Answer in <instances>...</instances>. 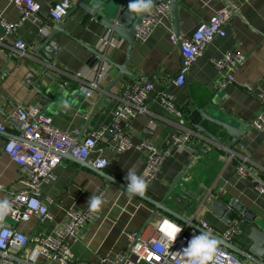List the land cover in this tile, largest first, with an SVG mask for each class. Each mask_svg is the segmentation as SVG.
Instances as JSON below:
<instances>
[{
    "label": "crops",
    "instance_id": "obj_1",
    "mask_svg": "<svg viewBox=\"0 0 264 264\" xmlns=\"http://www.w3.org/2000/svg\"><path fill=\"white\" fill-rule=\"evenodd\" d=\"M69 1H72V11L75 1ZM38 2L42 4L38 14L41 23L25 22L10 37L14 41L18 38L27 43L26 55L20 57L11 45L1 49L0 53V123L7 128L5 133L0 134V199L10 200L23 189L20 179L24 172L3 152V144L8 138L21 137L20 129L11 120L18 104L41 103L44 113L53 118L54 127L74 134L81 141L90 132L111 122L122 86L149 81L155 85V90L146 102L149 114L137 116L130 124L132 143L136 146L145 141L165 148L173 133L183 131L179 126L180 118L166 113L156 100L158 91L166 90L175 96V103L184 116V128L191 133L188 146L192 145L199 150V154L195 157L188 148L181 152L174 150L145 194L171 210L176 209L180 215L194 222L197 228L190 226L192 235L200 234L202 220L213 226L215 234L220 236L229 227L212 209L217 199L226 204L236 200L251 212L257 224L264 227V195L255 188L258 178L264 186V137L252 127L244 139V149L238 145L233 147L231 154L235 158L231 159L225 148L218 147L204 133L200 134L195 126L199 124L198 114L191 121L187 119L190 112L195 111V106L190 103L191 98L199 108H204L208 100H212L221 112L245 123H252L263 109L264 103L244 89L243 85H254L264 94V0L240 2L239 14L226 25L227 36L216 37L208 44L204 57L190 67L183 87L172 83L182 70V54L180 46L170 40V35L174 32L171 18L170 22L156 28L149 41L135 42L128 67L139 78L123 76L106 93L105 88L119 72L111 66L108 80L102 82L99 90L90 98L79 90L82 82L77 75L81 71L90 74L93 54L88 48L99 50V39L105 35L107 29L101 22L78 9L71 13L62 29L57 31L60 23H55L49 16L53 1ZM224 5L226 0H181V34H192L198 24L210 21L215 11ZM1 19L10 23L19 21L14 0H0V22ZM42 26L45 32L41 35L39 29ZM4 34L0 23V37ZM116 37L122 39L117 35ZM48 40L50 41L46 44ZM38 49L45 50L52 57V62H43L41 56L35 53ZM127 50L128 42L125 40L121 47L108 50L106 55L115 64H123ZM234 51L240 52L244 61L234 74V83L221 90L215 84L216 81L224 80L223 75L212 65L210 59L221 58ZM33 61L40 62V65H34ZM46 69V82L37 84L38 78ZM36 88L48 94L50 101ZM206 111L211 112V108ZM202 125L219 135L220 129L211 123L203 122ZM222 136V144L226 145L228 139ZM101 144L104 147L103 155L110 162L109 167L103 170L105 175L98 173L91 163L81 165L68 153L62 155V165L56 171V179L46 184L41 191L42 200L49 203L53 220L45 223H40L35 218L28 223L7 220V224L15 227L27 238L32 237L39 232L56 229L65 220L69 210H87L91 195L102 194L105 200L100 208L99 218L89 224L84 239L72 247L76 259L73 264H111L104 259H114L127 248L128 233H138L148 223L157 224L162 218L188 225L139 196L129 198L124 187L109 180L127 184L125 177L131 167L138 174L143 173L147 163L145 151L134 148L117 155L110 144ZM203 149L208 150V153L202 152ZM241 163L249 171L246 179L238 177L236 172L237 165ZM183 171L185 173L174 192L166 199V193ZM251 173L256 177H252ZM220 189L224 193H220ZM238 220H243V234L232 242L248 251L251 226L241 215ZM11 254L22 259L19 264H56L37 256L33 244H29L25 251L13 250Z\"/></svg>",
    "mask_w": 264,
    "mask_h": 264
},
{
    "label": "built area",
    "instance_id": "obj_2",
    "mask_svg": "<svg viewBox=\"0 0 264 264\" xmlns=\"http://www.w3.org/2000/svg\"><path fill=\"white\" fill-rule=\"evenodd\" d=\"M52 1L53 5L49 16L55 23H60L66 18L71 8V2L69 0ZM158 1L159 3L136 29V41L139 43L149 41L156 28L164 26L172 18L170 1ZM241 1L243 0H226V5L215 11V15L210 21L198 24L192 34L171 33V42L180 45L182 54V70L172 81L175 86L183 87L185 85L190 67L198 59L204 57L209 43L216 37L225 38L227 36L226 25L239 14ZM14 4L19 13V21L10 23L1 19L0 23L5 34L0 37V53L1 49L9 48L11 45L20 57H24L27 43L18 38L14 41L10 37L15 35L18 27L25 22L41 23L38 14L41 12L42 4L38 0H14ZM44 32L45 29L42 26L39 33L42 35ZM116 35L107 30L105 35L99 39V51L106 55L108 50L121 47L125 40L117 38ZM243 61L244 57L238 51L226 53L221 58H211L210 62L224 78L223 81H216L215 86L223 90L228 84L234 83V74ZM110 69L111 65L102 59L89 69L90 74L79 72L77 76L82 82L79 90L87 89L90 95L83 93L87 98H90L99 90L100 84L108 80ZM154 87V82L149 81L122 86L111 122L90 132L81 141H78L74 134L54 127L53 118L44 113L41 103L18 104L15 107L11 120L20 129L21 140L8 138L3 144V152L24 172L20 179L23 189L9 200L11 208L3 218H0V264L21 263L22 259L12 256L11 252L13 250L25 251L29 244L34 245L37 256L50 263H75L72 247L84 239L89 224L99 218L100 209L94 213L89 212L88 209L69 210L65 215V220L56 229L32 235L31 240L15 227L7 224L8 219L15 223H28L32 218L39 220L40 223L53 220L49 211V203L42 200L41 191L46 184H50L56 179V171L62 165L63 154L71 152L76 160H86L97 170H104L109 167L110 162L103 155L102 142L110 144L117 155L134 148L143 150L147 154V163L143 174L149 188L161 173L163 165L173 151L181 152L187 148L190 144L191 133L184 128V116L175 103V96L166 90L158 91L156 100L166 113L180 118L181 125L179 126L183 131L173 133L165 148L145 141L136 146L132 143L130 124L137 116L149 114L146 102L155 90ZM243 88H246L264 103V94L254 85L245 83ZM252 122L253 128L264 137V107ZM6 129L5 125L0 123V134L5 133ZM230 158H235L234 154H231ZM236 172L242 179L249 176L248 168L243 163L237 165ZM255 184L256 190L264 195V186L257 181ZM220 193H224L223 189H220ZM100 196L105 200L102 194ZM164 219L162 218L157 224L148 223L138 233H128L127 248L114 259L108 258L104 261L111 264H184V258L175 253L181 252L188 246V242L194 235L190 233L191 227L190 225H180L166 218L174 225L183 228L175 243L172 244L171 240L174 237L165 239L167 232L162 223ZM242 222L243 220H235L222 232V237L229 243L240 237L243 234ZM201 228L215 233V228L205 220L201 221ZM217 249L218 254H222L220 256L221 264H249L223 246L217 245ZM35 262L36 260L33 261V263Z\"/></svg>",
    "mask_w": 264,
    "mask_h": 264
},
{
    "label": "water",
    "instance_id": "obj_3",
    "mask_svg": "<svg viewBox=\"0 0 264 264\" xmlns=\"http://www.w3.org/2000/svg\"><path fill=\"white\" fill-rule=\"evenodd\" d=\"M75 1V5L72 11L69 10L65 19H63L60 24L57 25L59 27L57 31L62 29L63 23L69 18L72 12L78 11V9L83 10L88 16H91L94 20H98L101 24L107 29L113 32V34H117L118 36L122 37L128 42V50L125 62L123 64H115L113 60L105 55L104 53L100 52L98 49L88 48L89 52L93 54L91 65L97 64L99 60L104 59L108 62L111 66H114L119 70L116 76L113 78L111 83L105 88L106 93H109L117 82H119L123 76H129L130 78L137 79L139 78L137 74L133 73L129 70V61L132 54V49L136 42V29L140 25L143 19H145L151 10L159 3L158 0H153V4L151 7L150 12L144 13H135L130 12L128 9L129 0H73ZM170 1V14L172 15V20L174 24V32L177 35H180V14H179V5L181 0H164V2ZM72 2V1H70ZM50 40L46 41V44L49 43ZM180 46V45H179ZM35 53L41 56V60L46 63L52 62V57L45 52L43 49H38ZM34 65H40V62L33 61ZM47 76V69L43 71L41 76L38 78L37 84L46 82ZM37 89V88H36ZM37 91L42 95L45 96L50 101L48 94L43 91L37 89ZM52 102H50L51 104ZM190 103H192L195 107V111L193 110L187 116V119L191 121L194 116L197 114L200 117L199 124L195 125L196 128L199 130L200 134L204 133L206 137L215 142L218 147L225 148L227 154L231 155V151L233 147L239 146L240 148L244 149V139L250 133L253 122L252 123H245L240 119H236L233 117L228 116L224 112L220 111V108L217 107L214 101L208 100L206 106L204 108H199L198 105L194 102V99H190ZM211 108V112L207 113V109ZM203 122L211 123L216 128L220 129V133L215 134L214 132L205 128L202 124ZM224 135L228 139V143L226 145L222 144L221 136ZM223 137V136H222ZM14 139L21 140V137L13 136ZM190 151L193 152L194 156L196 157L199 154V150H196L191 146H187ZM202 152L208 153V150L203 149ZM70 156H72L71 152H68ZM75 159V158H74ZM75 161L79 164L87 165L86 160ZM98 173H102L105 175L102 169L97 170ZM186 171V170H185ZM185 171L180 173L176 180H174L172 186L166 193V199H169L171 194L174 192L176 186L180 182V178L184 175ZM252 177H256L253 173H251ZM258 178V177H257ZM116 184H120L122 187L126 189L127 184L122 183L121 181H117L114 179H109ZM257 181L262 183V181L258 178ZM140 198L150 202L155 207L157 206L159 209L163 210L167 214L173 217H177L178 219L182 220L184 223L190 225L191 227H196L197 225L194 222H190L185 217L180 215L176 209L171 210L163 205L162 202L154 201L153 199L149 198L146 194ZM212 209L219 215L224 222L230 226L238 217L241 215L247 223L249 222L251 226V233L248 237V244L249 248L248 251L242 250L238 246H236L233 242H227L222 236L212 233V235L217 239L218 246H223L230 251H233L237 255L242 256L243 258L250 261L252 264H264V227L260 224L255 222V217L251 214L249 210L244 208L243 205L237 203L236 200H231L229 204L224 203L222 200L217 199L214 201L212 205ZM201 230H204L200 228ZM205 231V230H204ZM28 239L31 240L32 237L28 236Z\"/></svg>",
    "mask_w": 264,
    "mask_h": 264
},
{
    "label": "clouds",
    "instance_id": "obj_4",
    "mask_svg": "<svg viewBox=\"0 0 264 264\" xmlns=\"http://www.w3.org/2000/svg\"><path fill=\"white\" fill-rule=\"evenodd\" d=\"M153 0H129L128 9L130 12L144 13L150 12ZM86 95H90L87 89H82ZM127 187L126 191L129 198L135 196L143 197L148 188V182L143 173L138 174L133 167L129 168L125 177ZM35 203V202H33ZM103 204V197L91 195L87 209L94 213L98 211ZM11 203L7 198L0 199V218H3L10 210ZM167 232L166 240L173 238L171 243L174 244L183 228L174 225L173 222L166 218L162 221ZM218 241L212 235L211 231L201 230L200 234H194L188 242V246L183 248L181 252H176L184 258V264H221L220 256L217 249Z\"/></svg>",
    "mask_w": 264,
    "mask_h": 264
},
{
    "label": "rangeland",
    "instance_id": "obj_5",
    "mask_svg": "<svg viewBox=\"0 0 264 264\" xmlns=\"http://www.w3.org/2000/svg\"><path fill=\"white\" fill-rule=\"evenodd\" d=\"M8 221L10 222V220L8 219Z\"/></svg>",
    "mask_w": 264,
    "mask_h": 264
}]
</instances>
